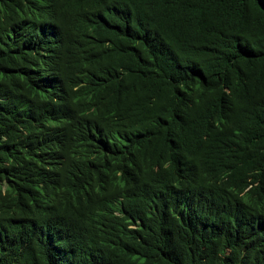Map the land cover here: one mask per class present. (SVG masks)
I'll use <instances>...</instances> for the list:
<instances>
[{"label":"trees","instance_id":"trees-1","mask_svg":"<svg viewBox=\"0 0 264 264\" xmlns=\"http://www.w3.org/2000/svg\"><path fill=\"white\" fill-rule=\"evenodd\" d=\"M0 264H264V0H0Z\"/></svg>","mask_w":264,"mask_h":264}]
</instances>
